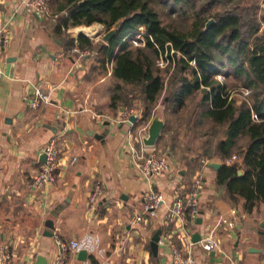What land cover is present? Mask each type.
I'll use <instances>...</instances> for the list:
<instances>
[{
	"label": "crops",
	"instance_id": "obj_1",
	"mask_svg": "<svg viewBox=\"0 0 264 264\" xmlns=\"http://www.w3.org/2000/svg\"><path fill=\"white\" fill-rule=\"evenodd\" d=\"M65 11L50 4L47 15L30 13L17 0H0V13L13 15L5 60L15 58L8 73L6 60L0 75V243L13 251L8 264H36L37 255L52 264L58 253L55 237L80 241L66 264H172L170 246L164 242L171 240L186 251L188 235L183 226L187 219L168 221L166 211L177 194L189 191L198 172L205 182L200 194L203 222L187 226L190 237L196 229L203 233L219 216L228 220L219 226V250L205 252L198 243L192 246L196 264H264V237H258L264 233L260 225L264 202L248 212L242 198L238 203L230 200L216 185L217 170L206 164L217 158L198 160L170 149L159 151L162 141H167L165 130L155 145L147 146L141 138L148 129H141L137 121L139 137L134 142L128 133L130 124L117 121L123 106L111 105L113 61L104 72L94 66L96 53L81 58L67 53L60 63L55 62L57 53L79 46L76 37L84 33L80 25L58 29V17ZM69 37L75 38L73 45ZM38 84L51 95V103L33 109L29 100ZM57 133L61 135L58 181L36 191L32 181L42 162V148ZM131 144L168 154L172 170L146 178L134 166ZM97 180L104 192L93 203L89 195ZM150 187L164 194L163 203L156 215L131 222L132 214L142 211ZM59 204L64 206L54 216L52 210ZM47 218L54 220L53 236L44 234ZM156 233L155 253L151 238ZM250 246L262 249L251 251ZM81 248L87 249L84 259L78 256Z\"/></svg>",
	"mask_w": 264,
	"mask_h": 264
},
{
	"label": "trees",
	"instance_id": "obj_2",
	"mask_svg": "<svg viewBox=\"0 0 264 264\" xmlns=\"http://www.w3.org/2000/svg\"><path fill=\"white\" fill-rule=\"evenodd\" d=\"M189 21L186 27L163 23L154 0H48L66 11L58 17V29L101 23L108 31L119 20L123 23L107 42L95 41L79 33L81 48L93 47L95 65L107 71L113 61L111 105L144 109L142 122L156 113L157 103L166 91L165 112L180 113L187 98L201 91L197 123L204 120L212 130L223 127V136L214 151L202 157L217 158L222 164L215 182L226 196L250 212L264 202V13L259 0H165ZM210 19L214 22L206 26ZM140 26L145 29L146 45L131 46L128 36ZM128 39V40H127ZM69 45L75 38H68ZM180 53L174 67L162 69L157 60L164 50ZM173 54V55H174ZM173 55H170L173 57ZM172 57L171 61H172ZM234 78L228 84L217 75ZM244 86L248 99L239 102L229 86ZM136 105V106H140ZM135 106V107H136ZM165 126L169 123L165 120ZM165 128V127H164ZM165 130V129H164ZM233 154L239 159L226 161ZM243 170L241 175L240 170ZM96 264V261L94 262Z\"/></svg>",
	"mask_w": 264,
	"mask_h": 264
},
{
	"label": "built area",
	"instance_id": "obj_3",
	"mask_svg": "<svg viewBox=\"0 0 264 264\" xmlns=\"http://www.w3.org/2000/svg\"><path fill=\"white\" fill-rule=\"evenodd\" d=\"M18 5L23 7L25 11L30 13H38L42 15H47L50 12V4L48 0H17ZM13 21V15L4 16L0 13V75L4 73L6 60H5V48L10 44L11 40V25ZM261 30H264V20L262 21ZM146 35L144 27H141V31L135 33L134 42L136 45H146ZM98 37V36H96ZM173 52L174 49H171ZM168 51V49H167ZM96 50L91 48H81L80 46L73 45L68 51H60L55 56V62L60 63L63 58L70 54H77L79 58L87 55H92ZM160 53L158 58V63L163 65L164 62L168 63L171 61V58L167 56V60ZM172 63L175 64L174 58H172ZM245 93H248L247 88H243ZM43 103H51V95L45 91V89L40 85H35L32 93V97L29 100V106L33 109H37ZM68 113L69 111H65ZM120 115L117 118V121L123 123H129L130 128L129 135L133 134V129L135 124L138 122L141 123V129H147L148 122H142L144 117V109L142 106H131L123 107L120 111ZM136 115V120L131 121L130 116ZM61 135L59 133L53 135L43 146L42 150L45 152V160L40 162L37 172L35 173L32 181V186L36 191L40 189L51 188L57 181L59 177V163H60V148L59 141ZM142 141V138H141ZM143 142V141H142ZM133 153V163L138 171L150 179L157 175H161L168 170H172V165L168 154L159 152L156 148L146 151L144 146L135 147L131 144L130 146ZM77 158L73 157L72 162ZM239 157L237 154H233L231 157L227 158L226 161L231 163L235 160H238ZM205 159L203 160V162ZM192 185L189 191L185 195L177 194L172 203L169 205L165 218L169 221L183 220L186 217V224L184 227V233L186 234L188 240L186 243V251L179 247L175 242L169 240L164 243L168 244L170 247V255L172 257V264H196V257L192 253V246L198 243L201 248L206 252L219 250L220 241L217 237L219 226L222 222L227 221L228 219L222 216H219L218 219L208 225L204 232H201V239L198 242H194L189 235V229L187 226L195 227L198 225V216L200 215V194L205 189L204 175L201 172L196 173L191 181ZM94 188L89 195L91 202L97 201L104 192V187L101 181L97 180L94 184ZM164 201V194L155 190L153 187H150L148 191L144 194V205L141 212H136L132 214L130 221L131 222H140L146 219L147 216L156 215L158 208ZM236 210H233L235 213ZM55 242L58 246V253L52 264H66L68 254L71 251L77 250L80 246V241L76 239L64 240L59 237H55ZM13 258V251L5 243H0V264H8Z\"/></svg>",
	"mask_w": 264,
	"mask_h": 264
},
{
	"label": "rangeland",
	"instance_id": "obj_4",
	"mask_svg": "<svg viewBox=\"0 0 264 264\" xmlns=\"http://www.w3.org/2000/svg\"><path fill=\"white\" fill-rule=\"evenodd\" d=\"M259 1L261 2L262 0H259ZM153 6L158 10L160 14V18L163 20V23H166L169 25H176L181 28L186 27L189 24V21L181 17L179 12L175 10L174 5L171 2H168L165 0H154ZM262 13H264V8H262L261 3H260L259 15ZM78 27H81V28L83 27L82 30L84 31V33L90 34L89 35L90 38L92 37L94 39H98V41L104 40L102 39V35L105 32H107V30L105 29V26L101 23H94L91 26L80 25ZM92 27L98 28L99 31H101V34L98 37L93 36L91 32L90 33L86 32L87 28L91 29ZM141 27L143 26H140L136 32H138L139 30L141 31ZM260 31L262 30L260 29ZM136 32H134V34H131V36H128L130 45L131 46H145V45L135 44L134 35ZM171 49L169 51H167L166 49L161 54L163 58H165V61L167 60L166 59L167 56L172 57L170 55L174 54V52ZM178 57H180V53L176 52V54H174L172 57L174 58L175 63ZM157 63H158V60H157ZM169 64H171V69H172L174 67V64L172 63V61L168 63L164 62L163 65H160L158 63V65L162 69H165V67H167ZM217 77L219 80H222L223 82L226 81L228 84H232L235 81L234 78L227 77L225 72H220V74H218ZM229 88H230L229 90L231 91L232 96H234L238 102L241 99H248L249 91L248 93H245L243 90L244 86L237 87L234 85L232 87L229 86ZM167 93L168 92L165 91L162 94V96L160 97L157 103V108L158 107L159 108L156 109V113H160L161 116L165 120L168 118V121H169V123H167L166 126H164L165 128H163L165 129L166 134H167L166 136L167 141L166 143L164 142L165 140L162 141V144L159 146L158 150L163 152L162 150L170 149V150H173L175 154H177L178 156L186 155L188 157V156L193 155L198 160L202 158V155L207 150V148L210 151V153H212L214 151V143L219 138H221V136H223L224 129L223 127H221L219 130L214 131L211 129V127L209 126V123L206 120H204L203 123L201 124L197 123L198 112H199L198 103L202 97V92L199 91L193 94L192 96L188 97L186 106L184 107V109H182L180 113H177V114L171 113L169 111L164 112L161 110V109L164 110V107L166 106V103L164 101H165V97ZM134 105L135 106L140 105V101L135 100ZM138 125L139 124H137V126ZM137 130H138L137 128L133 129L132 140L134 142L137 141V138L139 137V133ZM208 225H210V223ZM261 236L264 237V233L258 234V237H261Z\"/></svg>",
	"mask_w": 264,
	"mask_h": 264
},
{
	"label": "water",
	"instance_id": "obj_5",
	"mask_svg": "<svg viewBox=\"0 0 264 264\" xmlns=\"http://www.w3.org/2000/svg\"><path fill=\"white\" fill-rule=\"evenodd\" d=\"M214 22V19H210L206 26H210L212 23ZM123 21L122 20H119V22H117L116 26L110 28L107 32H105L103 35H102V39H104L105 41H109L110 38H112L117 30L121 27ZM101 34V31H98L97 33L95 34H92L93 36H99ZM87 36H89L88 34H86ZM8 61V65H7V68H6V71L7 73L12 69V63L15 61V58L14 57H8L6 59ZM123 107H121L120 110H122ZM130 120L131 121H135L136 120V115L132 114L130 116ZM165 126V121L164 119L161 118V114L160 113H156L154 114V116L152 117L150 123L148 124V132L147 134H144L142 136V141L145 145L149 146V145H155L158 138L162 135V132H163V128ZM94 134L97 136V137H103L104 136V133H98V132H94ZM45 157H46V154L45 152L42 153V161L45 160ZM206 164H208L209 166L215 168L216 170H218L220 167H221V163L219 161H212V160H208L206 161ZM243 172V170L241 169L239 171V174L241 175V173ZM64 206V204H59V206L55 207L53 210H52V214L54 216H57L59 213V209L62 208ZM198 223H202L203 222V219L201 216H198ZM46 229L44 230V234L45 235H48V236H53L54 235V229H55V223H54V220L52 218H47L46 221ZM260 225L264 227V219H262L260 221ZM239 226H241V224H239ZM151 246H152V250L156 253L157 250H158V241H159V234L156 233L152 236L151 238ZM201 239V232L199 229H196L193 233H192V240L194 242H198L199 240ZM262 249V248H261ZM260 248H256L255 246H250L249 247V250L251 251H261ZM86 254H87V249L86 248H81L79 250V258L81 259H84L86 258ZM36 264H47V260L45 259V257L43 255H37L36 257Z\"/></svg>",
	"mask_w": 264,
	"mask_h": 264
},
{
	"label": "bare ground",
	"instance_id": "obj_6",
	"mask_svg": "<svg viewBox=\"0 0 264 264\" xmlns=\"http://www.w3.org/2000/svg\"><path fill=\"white\" fill-rule=\"evenodd\" d=\"M83 28V27H82ZM99 31V29L98 28H95V27H92L91 29H86V32H91V34H95V33H97ZM88 35H90V34H88Z\"/></svg>",
	"mask_w": 264,
	"mask_h": 264
}]
</instances>
